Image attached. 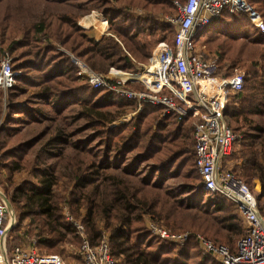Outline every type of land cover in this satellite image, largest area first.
I'll use <instances>...</instances> for the list:
<instances>
[{"label":"trees","instance_id":"1","mask_svg":"<svg viewBox=\"0 0 264 264\" xmlns=\"http://www.w3.org/2000/svg\"><path fill=\"white\" fill-rule=\"evenodd\" d=\"M14 1L17 5L15 12L10 9L7 0H0V29L9 28L12 31V23H15V29L22 30L21 39L11 40L7 44V49L17 57L15 65H12L13 61L11 65L19 75L14 77V83L8 88L4 98L8 109L2 116L3 125L0 128L3 169L11 173L29 165L31 154L27 151L35 140L16 144L11 139L15 130L9 125L11 121L24 123L47 118L52 120L51 118L65 109L78 106L75 116L86 117L87 126L96 127V131L85 139L70 141L72 132H66L63 127L58 126L44 145L45 148L57 147L56 149L70 145L77 151L88 153L84 151L85 144L90 142L93 136H100L101 140L103 138L102 158L83 165L86 175L76 174L74 190L85 183H93L95 176L99 175V169L104 171L120 168L126 175H135L141 163L152 160V163L147 165L146 173L141 176L142 185L134 186L131 190V197L135 198L138 204L149 205L167 225L172 223V231H198L218 243L228 241L225 232L240 234L244 227L235 204L199 186L200 175L195 164L191 120L186 119L188 126L179 125L185 120L182 119L178 125L168 128L167 116L156 119L151 116L160 107L143 104L130 123L109 126L108 123L120 116L118 108L134 102L103 89L92 88L86 82H77V66L68 54L71 52L93 69H102L99 62L108 61L112 67L135 71L136 65L129 55L136 60L147 61L151 54L150 50L145 51L147 31L150 34L159 33L153 41L155 44L161 39H166L168 34L173 37L172 25L160 23L154 18L157 11L174 10L172 1L121 0L124 4L140 5L149 11L140 16L130 13L124 6L109 3L101 13L107 20L111 34L98 40L89 37L86 30L77 23V18L71 15L61 14L53 19L48 14L42 18L39 16L38 19L34 16L33 21L28 24L21 11L23 0ZM246 1L264 18V0ZM52 2L65 4L71 3V0ZM81 22L83 23L82 20ZM47 39L65 46L70 52H55L54 44L47 42ZM196 39L198 43L210 46L217 42L215 45L224 51V54L220 55V61L224 55L227 57V49L229 50L233 43L241 41L255 46L248 66L250 76L245 77L241 91L229 93L224 118L233 133L238 135L240 143V149L234 151L240 159V165H234L230 171L252 191L248 182L253 177L259 178L263 190L264 163L259 162L257 157L261 155L264 160V154L256 151L253 143L257 139L264 142L261 135L264 132V120L263 123L261 120L260 124H254L250 118L251 115L264 117V35L258 33L245 16L222 11L197 34ZM136 51L143 54V57H139ZM235 60L232 58L233 63L229 65L222 64L227 74L232 73L231 67L238 62ZM220 61L218 60V63ZM219 66L221 68L220 63ZM28 92L26 99L18 101ZM2 106L0 90V113ZM17 115L18 117H15ZM114 147L116 151L109 156L108 152ZM51 152L48 153L54 155ZM132 152L135 153L126 165H122L126 155ZM35 159L40 161V156L36 155ZM38 164L30 170L32 179L19 180L10 189L5 186L6 192L3 191L15 212V223L9 231L14 234L13 241L8 240V246L30 244L40 251L39 253L62 254L63 244L73 240L79 244L80 239L74 226L60 211L55 193L57 176L53 166L44 162ZM108 176L122 191L123 195L119 198L126 197V189L118 185L117 177H105ZM174 176L183 177L182 184L163 189L166 180ZM143 185L148 188L147 191L142 189ZM147 193L150 197H147ZM71 198L72 205L86 207V214L81 220H77L83 223L91 242L96 235L99 234L96 240L101 235L98 220L102 218L107 224L113 225L108 239L116 260L117 257L123 256L124 260L133 257L135 264H220L214 257L204 255L192 238L179 246L154 235L144 227L142 219L133 210L130 215L114 213L112 216L111 209L103 208L96 201L98 205L84 192L78 196L72 194ZM126 206L132 209L130 203L126 202ZM113 221L115 223H111ZM75 258L79 263V257L76 255Z\"/></svg>","mask_w":264,"mask_h":264},{"label":"built area","instance_id":"2","mask_svg":"<svg viewBox=\"0 0 264 264\" xmlns=\"http://www.w3.org/2000/svg\"><path fill=\"white\" fill-rule=\"evenodd\" d=\"M171 1L174 13H159L155 19L172 25L173 37L159 40L146 62L136 63L135 71L112 66L99 71L68 53L77 66V81L130 99L137 111L143 104H151L160 107L162 115L169 113L178 120L189 118L199 186L232 201L244 227L234 249L192 231L166 230L152 220L146 223L150 232L177 245L192 238L204 254L220 264H264V215L259 211L257 195L221 164L235 140L224 118V108L229 93L243 89L245 71L222 72L218 56L209 53L196 39L222 11L246 16L263 35L264 18L246 0ZM17 74L12 69L9 53L5 52L0 59V88L8 89ZM6 199L0 185V264H116L106 233L95 243L90 242L83 223L66 210L63 214L80 238L75 252L79 263H67L58 254L39 253L32 245L9 247L8 236L15 223V212L11 205L7 206Z\"/></svg>","mask_w":264,"mask_h":264},{"label":"rangeland","instance_id":"3","mask_svg":"<svg viewBox=\"0 0 264 264\" xmlns=\"http://www.w3.org/2000/svg\"><path fill=\"white\" fill-rule=\"evenodd\" d=\"M21 1L22 0H20V2ZM52 1L53 0H49V1L23 0L21 4V11H22L23 16L26 17L27 23L30 24V22L33 21L34 16H37V19H38L39 16L42 18V16L46 14L51 15L52 16L51 19H53L54 17L56 18L58 17V15H61V14L75 16L77 18V23L78 22L80 23L81 20L83 21V23L87 21H97L98 23H100V21L96 19H100L101 21L105 22L107 20H105L102 17L101 11L103 10V8L107 7L109 3L126 7V9L129 12L131 11L130 13L132 14L134 13L135 16L138 14L135 12H141L139 15H143L149 12L147 9L143 8L140 5L124 4V2L121 0H71V3H65V4H57L56 3L57 1L56 2H52ZM7 4L10 6V9L15 12L14 8H17L16 2L14 0H7ZM174 11L175 9L169 12L157 11L155 15L158 13L172 15ZM0 15H2L1 10H0ZM12 24H13L12 31H10L9 28H5L4 30L0 29V59L2 58L5 52H8L11 57V61H13L12 65L14 66L15 60L17 59V57L15 56V54L11 53L7 49V44L10 43L11 40L16 41L17 39H21L22 30L15 29V23H12ZM171 37L172 35L168 34L166 39L171 40ZM47 42L49 43L51 42L52 45L54 44L55 52H58V53L70 52L69 49H67L65 46L57 42H53L52 39H47ZM216 43L217 42L212 44L213 46L203 44V43H199V45H203L209 53L216 54L218 56V60L220 61V55L222 53L224 54V51L223 49L219 48V46H216L215 45ZM254 51H255V46L250 43H243L241 41L233 43L231 48L229 50L227 49L228 58L226 57V55H224L223 58H221V61L219 62L221 65V68H220L221 71L222 72L226 71L224 69L225 66H222V64L223 63L225 65L232 64L233 62H231V59L233 58V59H236L235 61H238V62L235 63L231 67L230 71L233 72L235 69L243 70L245 71V77L248 78L250 76L249 69H248L250 59H251L250 55ZM99 64H100L99 65L100 67L102 66V69H94V70L105 71L111 67V66H106L108 64V61H101L99 62ZM17 75H19V73ZM0 90H1L2 105H3L2 111H1L2 113H0V128H1V126L3 125L2 116L4 115L5 112H7V109H8V107L4 104L5 103L4 98L6 96L8 89L3 90L2 88H0ZM28 95H29V92L23 95L22 97H20L18 101H22L26 99ZM78 108H79L78 106L69 107L68 109H65L61 114L55 115L54 118H51L52 120H47L49 119L47 118L46 120L41 119L38 122H24L23 123L19 121H11L9 123L11 127L15 128V130L12 133L11 139L16 144L25 142L31 139H35V140L33 144L31 145V147L28 148V151H27L28 153L31 154V156L29 157L30 163L29 165H25V167L20 171H12L10 173L7 169L4 170L2 167L4 160L1 157V152H0V185H1L2 190L3 191L5 190L6 192L5 186L9 187L10 189L19 180L32 179L30 178L31 177L30 170L33 167H36L37 165H39L38 162H44L47 164H51L53 166L55 174L57 176V184L55 186V193L58 197L59 208H60L62 215H64L63 212L64 210H66L74 219L81 220L83 218V216L86 214V207L84 205H81V206L72 205L70 203V200L72 199L71 198L72 194H76L78 196L79 194L84 192L87 195H89L95 202L97 201L98 203H100L103 208L108 207L109 209H111L112 216L114 213H119V214L122 213L123 215H130L133 210L134 213H136L142 219V223L146 229H148L146 226V223H148L149 220H152L153 222L158 224L160 227L166 230L172 231L170 227L172 223H170V225H167L161 217L156 215V213L153 211V209L149 205L141 204V203L138 204L137 200L131 197V190L133 189V187L134 186L139 187L142 185V180H140L141 176L144 173H146V168H148L147 165L151 164L152 160H148V161L141 163L140 164L141 166L140 168H138V172L135 175H126L124 171H122L120 168H110L104 171H101L99 169V175L95 176L96 179L93 183L92 182L85 183L84 186L79 187V189L77 190H74L76 177H77L76 174L86 175V170L83 169V165H87L91 161H99L102 158L103 147H104L103 138L101 140L100 136H93L91 138V141L85 144L84 151H87L88 153L77 151L74 147L70 145H66L65 147H62L60 149L59 148L56 149L57 147L45 148L44 145H45V141L53 135V133L55 132L58 126L63 127L66 132H72L69 136L70 141H73L76 139H85L91 133L96 131L97 129L96 127L87 126L88 120L86 117L75 116L77 115ZM118 110L120 111V116L116 118L115 120H113L112 122L108 123L109 126H112V125L118 126L122 124L123 125L128 124L130 123L131 119L135 116V114L138 112L136 109V105L134 103L128 104L125 106L122 105V107L118 108ZM162 114H163L162 110L158 109L151 116L155 117V119L156 117L163 118L167 116L168 117L167 119L168 128L178 125V122L180 120L176 119L173 115L169 113H166L164 115ZM15 117H18V115ZM251 117L252 118L250 119H252L254 124L255 123L260 124L261 120H262L261 122L263 123L264 117L262 118L261 116H256V115H251ZM180 123L181 124L179 125H181V127L188 126L189 124V122L186 119L184 121H181ZM261 135L264 138V132ZM237 137L238 135H235L236 139L233 143L232 150H231L233 151V154H234V151H237L238 149H240V146H235V142L239 143V140ZM253 145L255 146L256 151L259 150L262 154H264V150H263L264 142L263 141H260L259 139H257L255 140ZM48 150L52 151L51 153H53L54 155L49 154ZM114 151H116V147H114L110 153L108 152V155L109 156L113 155ZM56 153H58V155ZM134 153L135 152L127 154L125 157V161H123L122 165H126L128 160L131 158V155H133ZM36 155L40 156V161H36L35 159ZM260 156L257 157L258 161L264 163V160ZM224 164H225L224 166L228 165L233 170L234 165H230L227 163H224ZM81 167H82V170H81ZM106 175H114V177H117L118 185H120V187L124 186L126 189V192H125L127 194L126 197L119 198L123 195L122 191L119 189L118 186L113 184L109 176L108 178H106L105 177ZM183 179H184L183 177L174 176L173 178L166 180V182L164 183L163 189H166L168 187L178 186L182 184ZM121 181H124L125 183L123 184L121 183ZM81 183H82V180H81ZM248 184L251 186L253 191L256 192L258 199H259L260 207L262 210H264V189L262 190L260 179L257 177H253L250 179ZM142 189L144 191H147L148 188L145 185H143ZM147 197H150L148 193H147ZM126 202L132 205V209L126 206ZM111 223H115V222L113 221ZM97 224H98L99 232L101 234L106 233L108 237L110 235L112 224L110 223L107 224L106 221L102 218L101 220H98ZM182 231H192L194 233H198L204 236L200 232L193 231L190 229H181V230L172 231V232L178 233ZM225 233H227L228 235V238H229L228 241L224 243H219V244H224L234 249L236 247L237 241L239 240L241 235L244 233V228L240 234H236L230 231L225 232ZM86 234L89 236V233H86ZM13 235H14L13 233L9 232V236H8L9 242L13 241ZM98 235H96L93 238L94 240L92 243H95L97 241L96 238L98 237ZM78 245L79 244H76L74 240L69 243H65L61 247L63 250L62 254H58V255H60L61 258L67 263H77L76 258H75L76 256L75 252L78 248ZM179 246H181V244ZM197 246L199 248L198 244ZM131 258L130 260H124L123 256L117 257L116 264H135L134 258L133 259Z\"/></svg>","mask_w":264,"mask_h":264},{"label":"crops","instance_id":"4","mask_svg":"<svg viewBox=\"0 0 264 264\" xmlns=\"http://www.w3.org/2000/svg\"><path fill=\"white\" fill-rule=\"evenodd\" d=\"M158 14L154 15V18H156ZM137 15H139V14H137ZM143 15H145V14H143ZM96 20L100 21V23H98L97 21H87V23H82V22L79 23L78 22V24L86 30V33L88 34L89 37L94 38L95 40H98V39H100L101 37H103L105 35L111 34V32L109 30V27H108V24H107V21L103 22L100 19H96ZM145 34H146V38H147V41L146 40H145L146 42L144 41L145 43H147L145 51L147 52L148 50H150L152 52V50H153V48L155 46V43H153V41L157 39V37L159 36V33L150 34V32L147 31ZM136 54L139 57H143L142 56L143 54H141L139 51H136ZM129 56L131 57V59H132V61L134 62L135 65H136V63L146 62V61L136 60L131 55H129ZM108 65H109V62H108V64L106 66H108ZM232 146H233V144H232ZM235 146H239V143L235 142ZM231 150H232V147H231ZM231 150L226 156H224L222 158L221 164H222L223 168L230 169V167L228 165L224 166L225 165L224 163H227V164H230V165H240V159L238 157H236L237 156L236 152L234 153L235 154V156H234L233 151H231ZM257 200H258L259 211H260L261 214L264 215V210H262L261 207H260L258 196H257Z\"/></svg>","mask_w":264,"mask_h":264},{"label":"water","instance_id":"5","mask_svg":"<svg viewBox=\"0 0 264 264\" xmlns=\"http://www.w3.org/2000/svg\"><path fill=\"white\" fill-rule=\"evenodd\" d=\"M7 206H10V202L6 199Z\"/></svg>","mask_w":264,"mask_h":264}]
</instances>
